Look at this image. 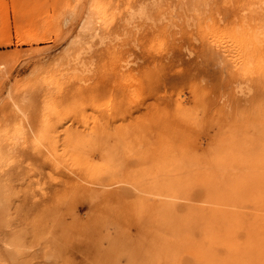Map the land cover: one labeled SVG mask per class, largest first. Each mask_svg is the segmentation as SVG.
<instances>
[{
  "label": "rangeland",
  "instance_id": "rangeland-1",
  "mask_svg": "<svg viewBox=\"0 0 264 264\" xmlns=\"http://www.w3.org/2000/svg\"><path fill=\"white\" fill-rule=\"evenodd\" d=\"M263 6L0 0V264L257 260L259 206L197 202L264 199ZM170 183L195 203L147 191Z\"/></svg>",
  "mask_w": 264,
  "mask_h": 264
},
{
  "label": "bare ground",
  "instance_id": "bare-ground-1",
  "mask_svg": "<svg viewBox=\"0 0 264 264\" xmlns=\"http://www.w3.org/2000/svg\"><path fill=\"white\" fill-rule=\"evenodd\" d=\"M262 1V0H261ZM263 4V3H262ZM259 5H261V2H260V4ZM260 7V6H259ZM264 7V6H263ZM262 8V6L260 7V9ZM88 20H89V17H88ZM87 19H82V23H81V25H80V33H79V35L80 34H84V33H89V31H90V29H91V27H90V23H89V21H88ZM91 22V21H90ZM90 28V29H89ZM80 38V37H79ZM78 39V38H77ZM77 39L75 40L76 42H77ZM100 39H101V37H100ZM42 39H40V41H41ZM79 40V39H78ZM80 41V40H79ZM80 43V42H79ZM76 44V43H75ZM67 51H69V50H67ZM69 53H70V51L68 52V54H67V56L69 55ZM72 53V52H71ZM247 55V54H246ZM72 56V55H71ZM248 57V56H247ZM77 59H78V57H77ZM76 59V60H77ZM247 75V74H246ZM16 108V107H15ZM18 110H20L21 111V109H19V107H18ZM23 112V111H22ZM22 112H20V113H22ZM25 114V113H24ZM22 115H23V113H22ZM26 116V115H25ZM251 167V166H250ZM112 174V173H111ZM114 174V173H113ZM89 177H88V176ZM86 176H87V178L90 180V179H92V178H90V175H92V174H87ZM115 175V174H114ZM95 176V175H94ZM100 176V175H99ZM114 177V176H113ZM96 178V177H95ZM94 178V179H95ZM115 178V177H114ZM93 179V180H94ZM113 179V178H112ZM96 180V179H95ZM94 180V181H95ZM101 180V179H100ZM111 181V180H110ZM109 181V182H110ZM119 181V180H118ZM252 181V180H251ZM255 181V186H258L259 185V181H261V178H260V180H257L258 181V183L256 182V180H254ZM91 183H92V180L90 181ZM109 182H106V184L107 183H109ZM120 182V181H119ZM125 183V182H124ZM240 183V182H239ZM247 183V182H246ZM251 183V182H250ZM98 184V183H97ZM105 183H103V185H104ZM109 184H111V183H109ZM109 184H107V185H109ZM113 184V183H112ZM127 184V183H126ZM258 184V185H257ZM99 185V184H98ZM262 185V187L264 186V180H263V184H262V182L260 183V186ZM100 186H102V185H100ZM110 186V185H109ZM236 186V185H235ZM240 186H242V184H239V186L238 187H240ZM82 187V186H81ZM111 188H112V186H110ZM244 187H245V184H244ZM243 186H242V190L244 189L245 191H243V193H245L246 192V190L248 189V188H244ZM122 189V188H121ZM233 189V188H232ZM238 189V188H237ZM250 189V188H249ZM248 189V190H249ZM257 189H259V188H257ZM98 190H99V188H98ZM207 190H208V196H210V198H212L211 200L212 201H210V202H197L198 204H201L202 206H212L213 207V209H209V208H207L206 207V209L207 210H211V211H217V212H222L223 214L221 215V216H218V215H215L214 217H213V221H215V219H221L220 221H222L223 223H226V222H235V219L236 218H239L240 216H239V213L238 212H236V213H234V211L232 212V211H228V210H230L229 208H231L232 206L234 207L233 208V210H236V207H238L239 209H243V212H244V210H248V209H246L247 207H249V206H247V205H251L252 206V208H254L255 206V204L257 205V206H259L260 208H256V210L255 209H253V211L255 212V211H259V212H263L264 213V199L262 198H260L261 196V191L260 190H257V191H260V194H259V196L260 197H257V195L255 196V195H250L249 193H247V194H242V193H240L242 190L240 189V191L238 192V194L237 193H233V192H235L236 191V189H235V191H233L232 193L229 191V192H224V194H223V191H222V193H221V190H219L218 189V192H217V190H216V192L213 194V191H212V189H211V187L210 186H208L207 187ZM234 190V189H233ZM91 191V190H90ZM115 191V190H114ZM117 191H118V189H117ZM115 192V193H118V192ZM147 191H149L150 193H151V195L155 198H161V199H168V200H170L171 201V203H172V201H174L175 202V204L176 203H178V202H181V201H192V200H194V199H192L191 197H189V196H187L188 195V187L185 185V184H180V185H178V184H163V185H161V184H158V185H152V187H150L149 188V190H147ZM80 192V191H79ZM101 194H102V192L101 191H99ZM103 192H105V191H103ZM140 192V191H139ZM142 192V191H141ZM148 192V193H149ZM91 193H92V191H91ZM90 193V194H91ZM127 193V192H126ZM90 194H85L86 196H92V195H90ZM94 194V193H93ZM100 194V195H101ZM106 194V193H105ZM217 194V195H216ZM249 194V195H248ZM108 195V194H107ZM112 195H113V198H114V193H112ZM118 195V194H117ZM150 195V196H151ZM105 196L106 195H104L103 197L105 198ZM120 196V195H119ZM149 196V195H148ZM94 197V196H93ZM110 197H111V194H110ZM110 197H109V199H110ZM108 198V197H107ZM106 198V199H107ZM102 199V198H101ZM111 199H112V197H111ZM90 201V200H89ZM170 201L168 202L167 200L165 201V200H163V201H160V203H162V204H164V203H167V204H169L170 203ZM193 202V201H192ZM193 203H195V202H193ZM217 204V205H216ZM237 208V209H238ZM239 209H238V211H239ZM250 210V209H249ZM237 211V210H236ZM259 212H256L257 214H254L253 212H252V214H254L255 215V217L254 218H256V219H254V218H252L251 219V222H253L252 224L255 226V225H257L258 227H260V228H262V227H264V215L263 216H260V215H258V213ZM240 213H241V215H242V212L240 211ZM246 214V213H245ZM232 215V216H231ZM251 216V215H250ZM232 218H234V219H232ZM232 219V220H231ZM234 220V221H233ZM241 221L243 220L242 218L240 219ZM241 221H240V223H241ZM250 222V223H251ZM84 224V223H83ZM233 225H232V227H238V226H240V225H236L235 223H232ZM235 224V225H234ZM81 225V224H80ZM253 225H251L252 227H253ZM256 229V228H255ZM257 231V230H256ZM252 236V235H251ZM258 236V235H257ZM251 238H253V237H251ZM259 239V238H258ZM251 240H253V239H251ZM247 244V243H246ZM249 244H251L250 246L252 247V244L253 243H249ZM249 244H248V246H249ZM235 245V244H234ZM259 247V249L257 250V248L255 247V245L253 244V246L256 248V250L258 251V253L260 252V254L257 256L258 257V259L257 260H254V261H251L250 263H245V260L243 259V260H241L240 258H241V256H235L234 255V253L235 254H237L236 252H235V247H233L232 245H229V251H230V254H231V258L233 257V255H234V257H240L239 259L241 260V262H240V260L239 259H237V258H235V260L233 259V261H232V263L233 264H264V239H263V241H259L258 242V244H257ZM237 246H239V245H237ZM239 248H240V246H239ZM246 248V247H245ZM241 249H242V247H241ZM240 249V250H241ZM246 249H248V248H246ZM245 249V250H246ZM239 250V249H238ZM240 250H239V252H240ZM253 250H255V249H253ZM234 251V252H233ZM232 253H233V255H232ZM241 254H243L242 253V250H241V252H240ZM195 256L197 257V260H198V263L199 264H227L228 263V261H230L231 260V258L230 259H228V261H226V260H217V259H215L213 256H212V254L210 253V251H209V249L208 248H206V247H204V246H199V250H196L195 251ZM230 256V255H229ZM233 257V258H234ZM243 257V256H242ZM250 257V256H249ZM237 260H239V261H237ZM234 261H236V263L234 262ZM242 261H244V263L242 262ZM229 263H231V261L229 262ZM231 263V264H232Z\"/></svg>",
  "mask_w": 264,
  "mask_h": 264
}]
</instances>
